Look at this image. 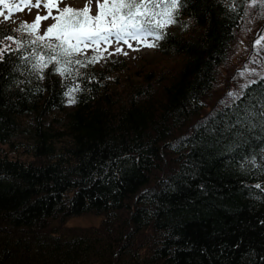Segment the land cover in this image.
Here are the masks:
<instances>
[{
	"label": "trees",
	"instance_id": "1",
	"mask_svg": "<svg viewBox=\"0 0 264 264\" xmlns=\"http://www.w3.org/2000/svg\"><path fill=\"white\" fill-rule=\"evenodd\" d=\"M263 15L252 0H182L163 58L114 55L67 78L49 65L40 80L20 59L34 45L5 53L0 264H264V39L249 33L252 66H225ZM7 36L34 39L0 25V48L16 49ZM80 215L99 222L66 226Z\"/></svg>",
	"mask_w": 264,
	"mask_h": 264
},
{
	"label": "snow or ice",
	"instance_id": "2",
	"mask_svg": "<svg viewBox=\"0 0 264 264\" xmlns=\"http://www.w3.org/2000/svg\"><path fill=\"white\" fill-rule=\"evenodd\" d=\"M3 2L4 0H0V4ZM20 2L25 7L37 9L42 5L47 11L43 16L38 12L31 23L25 21L20 24V31L34 36L31 41L17 40L13 36L5 37L16 44V49H11L7 45L0 48V63H3L5 53L18 52L26 43L34 45L32 51L21 56L20 59L29 62L32 71L37 72L38 78L43 80L44 70L49 65H55L52 68L54 74L67 78L72 75L74 65L85 67L87 64L99 63L105 58V53L113 54L108 52V47L113 43L133 48L131 41H135L145 47H156L157 42L165 38L166 28L177 23L175 16L178 15L182 0H96L95 16L91 15V0L83 9H73L71 6L61 9L59 5L62 0H35L34 4L32 0H20ZM53 9L56 10V15H53ZM19 10L23 9L19 8ZM0 15L3 13L0 12ZM10 18L11 12L4 16L5 20ZM49 18L54 20V23L44 30L43 35H40L41 22ZM261 39L264 37L258 38L255 44L259 45ZM88 49H91L94 55L87 56ZM115 52L127 55L120 46L116 47ZM76 56H83L84 59H76ZM243 74L241 72V75ZM76 75L79 76L80 73L77 72ZM254 83L257 81L250 80L241 88ZM80 90L79 84H74L64 93L68 97L69 105L77 102L74 93ZM227 95L235 100L239 99L242 93L230 91ZM260 115L264 117V112ZM256 187L261 188V185L257 184Z\"/></svg>",
	"mask_w": 264,
	"mask_h": 264
},
{
	"label": "rangeland",
	"instance_id": "3",
	"mask_svg": "<svg viewBox=\"0 0 264 264\" xmlns=\"http://www.w3.org/2000/svg\"><path fill=\"white\" fill-rule=\"evenodd\" d=\"M254 3L263 4V0H252ZM32 3H35V0H32ZM89 3V0H62L59 7L62 9L65 6H71L73 9H83L86 4ZM7 6V7H6ZM19 8H22L23 10H19ZM90 8H91V15L95 16L97 12V3L96 0H91L90 2ZM46 9L41 7L37 9L36 7H25L23 4H21L20 0H4L2 4H0V12L3 13V15H0V25L10 24L13 27L20 28V24L22 22H28L31 23L37 13L41 16L45 15ZM9 12H11V18L5 20L4 16L8 15ZM53 15H56V10L53 9ZM247 19V18H246ZM249 19V18H248ZM256 20V15H255ZM254 20V21H255ZM264 21V15L260 19L259 22L262 23ZM54 23V20L49 18L46 21L41 22L40 26V35H43L44 30L50 25ZM249 21H246V24L243 26V30L238 36V39L235 41L236 43L233 45V50L230 53V57L228 60V63L225 65L227 67H241V66H252L251 59H247L248 52H249V42L253 36H255V39L251 42L252 45L258 46L255 44V41L258 38L264 37V30L261 29V26L259 25H253L249 26ZM264 29V28H263ZM253 32V36L249 38V33L251 34ZM34 38V36L32 35ZM133 44V48L127 47V45H117L116 43L111 44V46L108 47V52L113 53L112 55H108L107 53L104 54V59L100 60V62H104L105 59L109 60L114 55H122L124 56L125 63L129 65L130 67L138 66L139 64L146 65L153 61H158L159 59L163 58L162 54L159 52L158 47H145L141 44H137L135 41H131ZM262 43V39H261ZM260 43V45H261ZM117 46L123 47V51L127 53V55L123 53H116L115 49ZM138 49V50H134ZM87 53L94 52L91 49L86 50ZM99 62V63H100ZM222 67V71L220 74V84L221 87H224V83L226 82V73L224 72L227 67ZM99 222V217L95 215H80L76 217H72L69 220L66 221V226H73V227H86L91 225H97Z\"/></svg>",
	"mask_w": 264,
	"mask_h": 264
}]
</instances>
